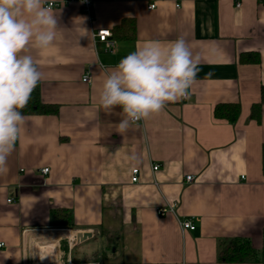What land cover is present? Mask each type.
<instances>
[{
  "label": "crops",
  "instance_id": "1",
  "mask_svg": "<svg viewBox=\"0 0 264 264\" xmlns=\"http://www.w3.org/2000/svg\"><path fill=\"white\" fill-rule=\"evenodd\" d=\"M93 2L90 16L79 2L46 0L56 5V38L30 54L43 74L42 102L59 112L24 115L0 175V264H31L33 247L49 240H58L68 264H222L219 246L232 238L249 239L264 256V104L261 121L252 118L264 89V0ZM125 20L135 24L132 40L116 33ZM103 30L113 34L114 51L94 44ZM179 36L201 58L190 97L117 134L120 117L99 105L105 69L138 47H167ZM247 53L261 63L242 64ZM220 104L240 105L236 123L215 117ZM170 206L174 213L158 215ZM186 218L195 231L181 230ZM103 232L115 233L116 247L80 257L77 248L108 240Z\"/></svg>",
  "mask_w": 264,
  "mask_h": 264
},
{
  "label": "clouds",
  "instance_id": "2",
  "mask_svg": "<svg viewBox=\"0 0 264 264\" xmlns=\"http://www.w3.org/2000/svg\"><path fill=\"white\" fill-rule=\"evenodd\" d=\"M45 4L46 0H0V175L8 172V158L22 134L21 110L43 79L30 51L46 50L56 38L57 17ZM200 60L179 36L167 47L158 42L138 47L115 68L105 69L99 105L120 117L117 134L123 136L169 103L188 99ZM129 159L139 163L136 155Z\"/></svg>",
  "mask_w": 264,
  "mask_h": 264
},
{
  "label": "trees",
  "instance_id": "3",
  "mask_svg": "<svg viewBox=\"0 0 264 264\" xmlns=\"http://www.w3.org/2000/svg\"><path fill=\"white\" fill-rule=\"evenodd\" d=\"M116 33L120 34L122 38L129 40L134 39L135 24L133 21L125 20L121 27L116 29ZM116 34V35H117ZM242 64H256L261 63V56L257 53H247L241 55ZM264 104V89L262 92V102L252 107V118L257 122L261 121L262 108ZM23 115H55L58 114L59 109L56 105H49L42 102L40 92L37 88L34 89L31 99L27 106L21 110ZM215 117L218 119L227 120L229 123H236L241 114V107L239 104H220L215 108ZM263 155V173H264V146L262 150ZM65 225V224H64ZM68 229H76L73 224H66ZM102 235L108 237V250L116 247L117 243H113L115 233L103 232ZM97 253L96 258H98ZM102 258L106 255L102 253ZM101 258V259H102ZM218 261L222 264H264V256L262 251L255 248L249 239L232 238L224 240L218 251Z\"/></svg>",
  "mask_w": 264,
  "mask_h": 264
},
{
  "label": "built area",
  "instance_id": "4",
  "mask_svg": "<svg viewBox=\"0 0 264 264\" xmlns=\"http://www.w3.org/2000/svg\"><path fill=\"white\" fill-rule=\"evenodd\" d=\"M66 2H79L82 5L84 11L88 15L91 16L93 13V4H94L93 0H66ZM238 6H240V4H238ZM46 7H49L52 9V8L56 7V5H55V3H49ZM177 7H179V6H177ZM155 8H156L155 4H152L149 6L150 10H153ZM93 41H94V44H97L98 42L106 43L107 44L106 51H108V52L114 51V49L116 48V41L113 39V34L109 30L99 31V32L93 34ZM83 82L90 84L92 82L91 75L86 74L83 77ZM159 168H160L159 165H154L152 169L154 172H156L159 170ZM49 171H50L49 168H44V169H41L40 172L42 175H48ZM139 180H140V170L134 169L132 172V182L138 183ZM194 180H195V177H193L192 175H189L186 177V182H188V183H192ZM9 202H11V200ZM174 208H175V206L160 208L158 210V215L160 217H165L168 214L174 213ZM179 225H180V228L183 232L196 230L195 222L193 221V219H190V218L179 220ZM2 246H3V244H2Z\"/></svg>",
  "mask_w": 264,
  "mask_h": 264
},
{
  "label": "rangeland",
  "instance_id": "5",
  "mask_svg": "<svg viewBox=\"0 0 264 264\" xmlns=\"http://www.w3.org/2000/svg\"><path fill=\"white\" fill-rule=\"evenodd\" d=\"M60 236L63 235L62 232H57ZM48 243H44L41 246H34L33 248V261L31 264H46V261H49V264H68L66 261V256L61 250V246L58 240H49ZM108 240L107 238L96 237L87 245L77 248L78 255L80 257L86 255H92L93 253L102 252L107 247ZM62 257L58 262L55 261L57 257ZM43 257V258H41ZM53 262V263H52Z\"/></svg>",
  "mask_w": 264,
  "mask_h": 264
},
{
  "label": "water",
  "instance_id": "6",
  "mask_svg": "<svg viewBox=\"0 0 264 264\" xmlns=\"http://www.w3.org/2000/svg\"><path fill=\"white\" fill-rule=\"evenodd\" d=\"M87 237H91V234L90 233H85V235H83V239L86 240Z\"/></svg>",
  "mask_w": 264,
  "mask_h": 264
}]
</instances>
